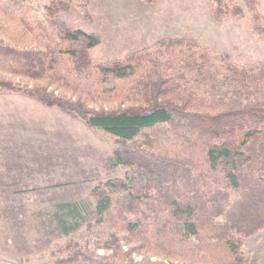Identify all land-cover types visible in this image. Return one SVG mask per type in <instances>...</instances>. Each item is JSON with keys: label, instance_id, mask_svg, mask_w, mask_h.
<instances>
[{"label": "trees", "instance_id": "obj_1", "mask_svg": "<svg viewBox=\"0 0 264 264\" xmlns=\"http://www.w3.org/2000/svg\"><path fill=\"white\" fill-rule=\"evenodd\" d=\"M91 1L47 0L41 11L19 15L0 4V68L74 95L24 91L108 138L113 164L124 169L123 177L92 188V206L57 205L66 232L83 215L90 220L41 264H240L244 239L264 229V63H238L180 37L95 59L101 37L61 17L74 6L91 21ZM207 1L216 23L244 20L264 42L258 0ZM108 101L119 106L88 107ZM133 253L178 262H136Z\"/></svg>", "mask_w": 264, "mask_h": 264}, {"label": "rangeland", "instance_id": "obj_2", "mask_svg": "<svg viewBox=\"0 0 264 264\" xmlns=\"http://www.w3.org/2000/svg\"><path fill=\"white\" fill-rule=\"evenodd\" d=\"M46 1L0 0V4L19 15L24 10L28 14L34 9L41 11ZM97 1L89 4L91 21L74 6L61 13L70 28L96 33L101 41L104 39L92 50L95 59L121 58L161 37H180L225 52L238 63H264V42L249 32L246 21L226 19L216 23L207 0H171L170 5L161 4L149 10L147 30L136 23L125 32L119 31L117 40L113 38L118 33L113 24L116 20L131 21L137 9L123 0H104L106 5ZM258 1L264 20V0ZM109 13L113 21H108ZM130 36L132 41L127 39ZM0 38L5 36L0 33ZM0 83L14 87L0 89V260L41 264L49 260L51 253L61 251L70 239L77 238V233H84L85 223L90 220L83 215L77 227L66 232L56 216L57 205L84 202L92 206V188L110 178L123 177L124 169L113 164L108 138L87 127L81 119L46 106L24 91L45 87L47 93L72 101L74 95L1 68ZM118 106L116 101L88 104L95 111ZM97 230H101L100 226L92 231ZM123 249L127 246L123 245ZM96 253L110 252L100 249ZM131 257L136 262L144 258L178 262L146 253H133ZM240 259V264H264V229L244 239Z\"/></svg>", "mask_w": 264, "mask_h": 264}, {"label": "crops", "instance_id": "obj_3", "mask_svg": "<svg viewBox=\"0 0 264 264\" xmlns=\"http://www.w3.org/2000/svg\"><path fill=\"white\" fill-rule=\"evenodd\" d=\"M123 1H125V3H127V4H129L130 3V5L131 6H133L134 8H136L137 9V11L138 12H136V11H134V13H136L135 14V16H133V18L131 19V21L129 20V21H124V20H122L121 22L120 21H118V20H116L115 21V23L113 24V26L116 28V30L118 31V33H117V35H115V37H113L114 38V40H117L118 38H119V33L121 32V30H123L124 32H125V30L126 29H128L129 27H133V25H136V23H138V25H140V26H145L146 27V22L148 21V17H147V15H148V12H149V10L150 9H153V8H156V7H158L159 5H170V4H172L173 3V1H172V3H170L171 2V0H159L158 2H157V4H155V5H153V6H149V5H145V4H142L139 0H123ZM97 2H100L101 3V5L103 4V2H104V0H98ZM103 5H106V4H103ZM106 8V7H105ZM105 15V17H107L106 16V14H104ZM136 15H138V16H136ZM108 19V21H113L112 19H111V13H109V17L107 18ZM106 19V20H107ZM121 20V19H120ZM144 27V28H145ZM143 28V29H144ZM146 30H147V27H146ZM120 31V32H119ZM128 34H130V32H128L127 34H124L125 35V37L126 36H128ZM179 34V33H178ZM181 35V34H180ZM132 36H130V37H128L127 39H130L131 41H132ZM120 39V38H119ZM130 40H129V42H130ZM103 41H104V39L102 38V41H101V43H103ZM128 42V41H127ZM100 43V44H101ZM124 49V48H123ZM110 56V55H109ZM119 56V55H118ZM8 161H9V159H8ZM7 161V162H8ZM7 163H4V166L6 165Z\"/></svg>", "mask_w": 264, "mask_h": 264}]
</instances>
